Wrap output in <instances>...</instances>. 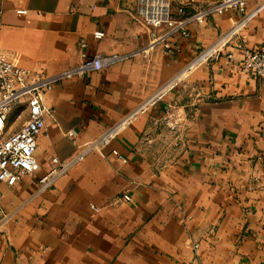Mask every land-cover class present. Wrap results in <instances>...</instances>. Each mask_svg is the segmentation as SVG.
Here are the masks:
<instances>
[{"label":"crops","instance_id":"crops-1","mask_svg":"<svg viewBox=\"0 0 264 264\" xmlns=\"http://www.w3.org/2000/svg\"><path fill=\"white\" fill-rule=\"evenodd\" d=\"M150 31L135 0H0L1 52L31 73L55 76L83 56L134 53ZM190 34L175 35L169 55L155 48L45 96L52 113L32 173L0 184V222L8 218L0 264H264V79L239 67L242 49L264 43V0H246L244 13L214 16ZM206 51V62L164 92ZM148 101L146 114L36 193L52 158L68 160Z\"/></svg>","mask_w":264,"mask_h":264},{"label":"built area","instance_id":"built-area-1","mask_svg":"<svg viewBox=\"0 0 264 264\" xmlns=\"http://www.w3.org/2000/svg\"><path fill=\"white\" fill-rule=\"evenodd\" d=\"M246 0H220L217 3L197 5L192 11H187L185 6L173 7V0H135V16L145 26L151 28L150 40L145 47L131 54L82 57V61L55 76L42 73H31L15 67L0 49V184L8 187L14 186L24 175H30L36 165L35 151L37 137L44 132V118L52 111L45 105V96L61 81L80 79L91 72H98L116 62H121L137 56L147 57L151 50L160 48L164 54H171L173 50L170 40L179 35L188 39L191 37L190 28L193 25H205L208 20L217 15H223L234 10L244 13ZM192 3V0H189ZM248 21L244 18L243 23ZM95 39H102L104 34L94 33ZM84 47V45L82 46ZM216 47V46H215ZM241 48L240 46L238 47ZM216 49H212L210 57L215 58ZM206 51L180 74L164 92L170 90L181 82L188 71L206 62ZM209 57V58H210ZM232 58L231 55L227 56ZM198 60L200 62L198 63ZM246 75L264 79V43L257 50L242 49V59L239 65ZM148 101L133 111L127 118L117 123L113 128L102 134L98 140L83 146L80 151L66 161L58 158L50 160L51 169L37 182V194L48 190L55 180L65 174L73 165L79 163L90 150L107 146L126 126L137 117L146 114L150 104ZM26 117L21 127L7 134L11 124L21 121ZM68 137H73L69 133ZM111 154L122 163L126 160L118 155L115 150ZM121 200L129 202L130 197L123 195ZM2 212L0 211V215ZM1 220L4 223L7 219Z\"/></svg>","mask_w":264,"mask_h":264},{"label":"rangeland","instance_id":"rangeland-1","mask_svg":"<svg viewBox=\"0 0 264 264\" xmlns=\"http://www.w3.org/2000/svg\"><path fill=\"white\" fill-rule=\"evenodd\" d=\"M182 79H184L185 80V76L182 78ZM183 80H181V84H183ZM180 83H178V85L177 86H179V85H181ZM177 86H175L176 88H177Z\"/></svg>","mask_w":264,"mask_h":264},{"label":"bare ground","instance_id":"bare-ground-1","mask_svg":"<svg viewBox=\"0 0 264 264\" xmlns=\"http://www.w3.org/2000/svg\"><path fill=\"white\" fill-rule=\"evenodd\" d=\"M200 62V60H198V63Z\"/></svg>","mask_w":264,"mask_h":264}]
</instances>
